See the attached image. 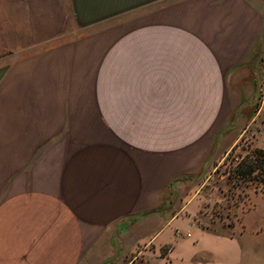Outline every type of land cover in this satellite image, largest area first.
<instances>
[{"label": "crops", "instance_id": "crops-1", "mask_svg": "<svg viewBox=\"0 0 264 264\" xmlns=\"http://www.w3.org/2000/svg\"><path fill=\"white\" fill-rule=\"evenodd\" d=\"M263 52L264 0H0V264H241L194 189Z\"/></svg>", "mask_w": 264, "mask_h": 264}, {"label": "rangeland", "instance_id": "rangeland-1", "mask_svg": "<svg viewBox=\"0 0 264 264\" xmlns=\"http://www.w3.org/2000/svg\"><path fill=\"white\" fill-rule=\"evenodd\" d=\"M256 106L260 108L259 115L236 143L235 152L244 153L246 147L264 146V94L257 93ZM231 150L220 157L211 174L198 180L194 191L201 203L199 219L203 224L220 225L225 230H231L228 225L235 224L242 234L236 235L235 243L245 248L241 264H264V188L233 184L228 180L225 167L230 159L226 156ZM203 244L209 245L205 240ZM231 246H224V253L216 252L215 258L224 260Z\"/></svg>", "mask_w": 264, "mask_h": 264}, {"label": "trees", "instance_id": "trees-1", "mask_svg": "<svg viewBox=\"0 0 264 264\" xmlns=\"http://www.w3.org/2000/svg\"><path fill=\"white\" fill-rule=\"evenodd\" d=\"M235 145L226 156L230 159L225 167L228 180L233 184H254L264 188V146L246 147L244 153H238L235 152Z\"/></svg>", "mask_w": 264, "mask_h": 264}, {"label": "built area", "instance_id": "built-area-1", "mask_svg": "<svg viewBox=\"0 0 264 264\" xmlns=\"http://www.w3.org/2000/svg\"><path fill=\"white\" fill-rule=\"evenodd\" d=\"M259 73L258 93L261 95L264 94V52L259 57Z\"/></svg>", "mask_w": 264, "mask_h": 264}]
</instances>
